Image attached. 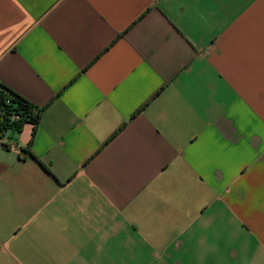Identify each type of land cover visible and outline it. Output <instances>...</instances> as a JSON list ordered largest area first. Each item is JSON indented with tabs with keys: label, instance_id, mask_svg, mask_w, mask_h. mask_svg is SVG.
<instances>
[{
	"label": "crops",
	"instance_id": "1",
	"mask_svg": "<svg viewBox=\"0 0 264 264\" xmlns=\"http://www.w3.org/2000/svg\"><path fill=\"white\" fill-rule=\"evenodd\" d=\"M0 83V264H264V0H0Z\"/></svg>",
	"mask_w": 264,
	"mask_h": 264
},
{
	"label": "trees",
	"instance_id": "2",
	"mask_svg": "<svg viewBox=\"0 0 264 264\" xmlns=\"http://www.w3.org/2000/svg\"><path fill=\"white\" fill-rule=\"evenodd\" d=\"M42 109H39L24 96L0 83V135H18L26 126H32V137L27 148L22 152H28L32 145L34 134L40 123ZM30 156L39 162L32 154Z\"/></svg>",
	"mask_w": 264,
	"mask_h": 264
},
{
	"label": "built area",
	"instance_id": "3",
	"mask_svg": "<svg viewBox=\"0 0 264 264\" xmlns=\"http://www.w3.org/2000/svg\"><path fill=\"white\" fill-rule=\"evenodd\" d=\"M0 147H5L19 155L22 154V148L17 144V141L9 136V134L0 135Z\"/></svg>",
	"mask_w": 264,
	"mask_h": 264
}]
</instances>
